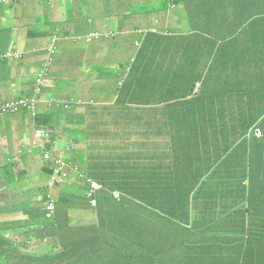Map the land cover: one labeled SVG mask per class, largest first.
<instances>
[{"label":"crops","instance_id":"crops-1","mask_svg":"<svg viewBox=\"0 0 264 264\" xmlns=\"http://www.w3.org/2000/svg\"><path fill=\"white\" fill-rule=\"evenodd\" d=\"M185 1L192 9L202 5L201 0ZM21 5H25L28 18L17 12ZM186 5L178 2L172 8L166 0H22L17 4L0 5V52L17 48L25 52L20 60H0V103L29 94L28 81L36 78L46 56L49 32L56 29L83 36L94 31L120 34L114 39L83 43L64 39L51 73L44 81L39 115L47 113L51 108L48 101L56 94L69 97L74 92L84 98V90L114 101L111 88L92 91L101 67L113 74L114 79H123L126 73L121 72L126 70V63L135 58L136 63L140 62L138 50L144 43L145 33L154 28L159 30L157 40L153 41L159 44L168 41L161 38L190 32L186 17L190 13H201L190 12ZM10 6H16V12H8ZM136 42H140L139 47ZM60 78L67 82H61ZM82 108H79L80 113ZM72 114L73 119L68 118L66 125L75 130L77 113L72 111ZM56 117L60 129L62 115L56 114ZM37 125L38 121L26 109L0 114V264H133L134 254L114 252L110 244L113 241L106 234L119 233L123 228L128 235L138 228L134 220H140L134 205L138 202L130 203V199L123 197L116 200L110 191L137 192L139 177L144 179L146 190L151 193H160V196L174 193L171 197L162 196V200L159 198L143 211L149 213L152 208H161V204L172 206L166 216L162 215L171 233L156 232L153 226L149 227L152 230L150 243L155 244V252L161 254L148 259L149 264H200L201 261L264 264V162H258L261 159L256 154L246 152L238 158L216 157L219 152L229 153L227 137L233 145L238 144L231 129L224 133L219 126L216 132L201 131L195 137L197 142L192 140V149H177L172 138L158 135L152 144L161 151L145 154L144 158L149 161L145 169L126 166L121 175H115L117 170L109 178L98 180L110 188L106 187L109 192L103 191L100 198L97 195L98 203L93 206L87 183L76 178L70 169L65 182L48 187L50 175L43 169L47 166L41 149L45 143L44 139L36 138ZM207 125L210 123L202 127ZM259 129L263 137L254 134L264 140V133ZM50 132L54 136L56 128L52 126ZM64 135L68 140L64 141L61 136L56 141L57 147L71 142V137ZM28 148L29 152L24 150ZM209 151L219 152L213 157ZM120 176L125 178L118 180ZM122 180L125 184H121ZM74 184L84 186L87 193L78 194ZM118 185H125L126 189H119ZM18 194L23 197L27 194L28 203L17 199L15 206L11 205ZM50 204L54 205L51 211L47 209ZM116 221L120 226L112 224ZM187 230L206 234V240L201 241ZM221 235L231 240L227 247H220ZM146 241L149 242L147 238ZM174 242H182L181 249H172L169 243Z\"/></svg>","mask_w":264,"mask_h":264},{"label":"trees","instance_id":"trees-1","mask_svg":"<svg viewBox=\"0 0 264 264\" xmlns=\"http://www.w3.org/2000/svg\"><path fill=\"white\" fill-rule=\"evenodd\" d=\"M20 1L22 0L17 2L7 0L6 3L0 1V5H12ZM166 1L173 6L178 2L186 5L185 0ZM200 2L202 5L196 9L186 5L190 12L197 10L201 13L199 15L190 13L186 17L190 32L177 34L173 38H161L168 41L159 44L153 42L157 40L155 35L146 37L145 40L150 42L144 40V46L139 48L137 59L140 62H135L129 70L121 72L123 75L126 73L125 78L114 79V88L110 87L111 93L115 96L114 101H103L93 94V97L84 100L85 98L79 97L78 93L74 94V92L69 97L63 95V99H58L59 94H56L55 98L52 97L48 101L51 108L47 113L38 115L37 121L40 124H48L56 128L52 140L60 138L64 133L76 143L84 140L85 145L87 144L86 148L83 149L84 146L77 150L72 148V151L74 154L76 152L77 156L83 157L80 162L85 161L89 174L96 180L103 178L105 180L117 170L115 175H121L126 166L134 165L135 169L138 167L140 170L145 169L149 163L148 159L144 158L145 154L161 151L152 144L158 135L172 138L176 142L177 149L186 147L192 149V140L197 142L195 139L197 134L203 130L216 132L219 126L224 133L232 130L239 142L233 145L227 137L229 153L209 151L211 156L214 157L219 152L216 157L222 160L224 156L238 158L245 154L242 152H246L256 154V157L261 159L258 162H264V143H262L264 140L254 134L255 128L259 127L264 133V0H201ZM52 35L58 36L55 49L53 52L46 49L42 65L47 63L53 65L64 37L72 42L76 34L56 29L49 32V36ZM144 47L146 49H143ZM64 54L65 52L62 56ZM242 63L246 64L240 68L241 65H238ZM42 65L40 70L43 68ZM237 68L242 69L243 73ZM167 72L168 74H165ZM46 73L49 76L51 70L46 69ZM150 75L155 77L150 78ZM60 81L67 82L61 78ZM28 83L29 87L31 86L29 94L19 98H32L38 88L41 89V95L44 94V82L37 85L34 78ZM94 97L99 102H95ZM36 98L40 99V96ZM16 99L0 103L1 108L3 104ZM81 107H83L82 113L76 123L81 130L70 129L68 125H65L63 130L59 129L57 117L56 125L51 122L52 116L73 115L72 111L78 113ZM22 110L25 108L20 104L17 110L11 111L18 113ZM7 113L11 112H4ZM68 118L73 119L71 116ZM74 118L77 119V114ZM208 123L210 125L202 127ZM113 140L114 142L111 143ZM53 146V141L47 145L49 149ZM208 146L211 147L206 145ZM101 147H103V155ZM51 151L54 156L63 155L55 148ZM68 151L69 148L64 149L66 155ZM63 157L72 164L70 167L67 166V170L77 172L74 169L78 166L75 162L76 157L72 160L70 158L67 160L65 155ZM138 161L141 164H138ZM247 162L246 158V165ZM45 165L47 167L43 169L49 172L51 178L53 164ZM242 169L244 171L243 166ZM134 178L138 179L136 175ZM139 182L136 185L137 192L123 193L122 196L124 199H130V203L134 200L138 202L134 205L137 207L135 211L139 214L151 208V203H156L159 198L162 200V196L174 195L173 192L164 195L162 193L161 196L160 193H151L146 190L143 178L139 177ZM112 224L115 227L120 226L117 221ZM148 225L149 221L141 222L135 232L128 235H125L127 231L123 228H120L122 231L119 233L114 231L106 234L113 241L110 244L115 249L114 252L134 254L133 264H138L140 261L141 264H149L148 259L161 255L155 252L157 246L150 243L152 230ZM187 231L199 236L201 241L206 240L204 233ZM146 238L149 240V246ZM230 241L221 235L220 247H227ZM169 244L172 245V249H181L182 246V242ZM153 264L159 263L153 262ZM200 264L206 263L201 261Z\"/></svg>","mask_w":264,"mask_h":264},{"label":"rangeland","instance_id":"rangeland-1","mask_svg":"<svg viewBox=\"0 0 264 264\" xmlns=\"http://www.w3.org/2000/svg\"><path fill=\"white\" fill-rule=\"evenodd\" d=\"M15 7L16 6H10V7H8V12H10V13H12V12H16L15 11ZM20 10H17V12L19 13V14H22L23 16L25 15L26 16V18H28V13H27V11H26V8H25V5H21L20 6V8H19ZM158 28H160L159 26H157ZM3 37H5V34L3 35ZM72 43H75V42H72ZM77 43H83V41H79V42H77ZM134 48V47H133ZM116 58H117V56H116ZM133 64H135V62H133V61H129L128 63H126V67H127V69L129 68V66H131V65H133ZM246 63H242V64H239L238 66H240V68L243 66V65H245ZM237 70H239L238 68H237ZM241 73H243V70L241 69V70H239ZM106 84V85H105ZM114 88V75L113 74H108L106 71H104V70H102V67H101V71H99L98 73H97V76H96V80L93 82V87H92V91H93V93H97V92H99V91H103V90H105V89H108V88ZM81 88H84L83 86L81 87ZM83 92H84V98L86 99V98H89V97H93V95H95V96H97L98 98H100L101 100H103V101H106V99L105 98H102V97H100L99 95H96V94H91V93H89V92H87V91H84L83 90ZM63 95L62 94H59V98L58 99H63V97H62ZM77 98H78V96H77ZM94 99V101L95 102H99V100L97 99V98H93ZM81 109V108H80ZM80 109H79V111H78V113H77V119H74V124H76L77 123V121H78V119H79V117H80V115H81V113H80ZM71 115H68V114H66V116L64 117L63 115H62V127L61 128H63L65 125H66V122L68 121V117H70ZM51 122L52 123H54V125H56V116L54 115V116H52V118H51ZM50 129H52V126L51 127H47V128H44L43 129V131H42V135L45 137V139H44V143H45V147H47V145L50 143V142H52L53 141V148H51V149H56L58 152H59V154H61V152H62V150L63 149H67V148H69V151L67 152V155H68V157L72 160V158L73 157H76V163H77V165H78V167L80 168V173L79 172H74V175H75V177L76 178H78V179H80V180H83L84 182H86L87 183V178H90L91 177V175L88 173V170H86L85 169V167L87 168V164H85V161L84 162H80V161H82V159H83V157H80V156H77L76 155V152H75V154H74V152L72 151V148H74V149H76L77 150V148H81V147H83V149L84 148H86V146H87V144L85 145V143H84V140H82L80 143H76V141H74V139L73 138H70V140H71V142L69 143V144H67V145H65V146H59V147H57V144H56V141L59 139L58 137L55 139V140H52V137L53 136H51L52 135V133L50 132ZM48 130H49V132L50 133H48ZM78 130H81V128H78ZM9 131V130H8ZM62 137H63V139H64V141H66V140H68L67 138H66V136L64 135V134H62ZM61 138V137H60ZM82 143V144H81ZM62 144H64V143H62ZM61 144V145H62ZM47 148H49V147H47ZM71 154H73V157L71 156ZM82 165H84L85 167H83ZM88 165H90V164H88ZM81 173H84V176L85 177H80V174ZM123 178H125V176H123V177H119V179L118 180H121V179H123ZM23 181H24V179H22ZM103 183V182H102ZM107 188H110L108 185H106L105 183H103ZM121 184H125V181L124 180H122L121 181ZM86 186H87V184H85ZM119 186V189H126V186L125 185H118ZM73 187H74V189H75V191L78 193V194H80V195H83V194H86L87 193V189H85V187L84 186H78L77 184H74L73 185ZM106 187H104L102 190H100V191H98L97 193H95V198L97 197V195H98V197L100 198V193H102L103 191H105V192H109V190L108 189H106ZM70 189H72L71 187H70ZM88 190H89V188H88ZM111 192V191H110ZM27 193V192H26ZM169 193H171V192H169ZM17 199H23L24 201H25V203H28V198H27V194H26V196L25 197H23L22 196V194H18L14 199H12L11 200V202H13V203H11V205H14L15 206V201L17 200ZM90 199V198H89ZM97 199V198H96ZM115 203H118V202H115ZM161 203H163L162 201H161ZM119 204V203H118ZM161 208H152V209H150V212L149 213H146V212H142L141 214H140V220L139 219H137V218H135L134 220H135V222L137 223V224H139V223H141V222H145V221H149V227H154L155 228V231L156 232H167V233H171L172 232V230L170 229V227H168V226H166L164 223H165V218L162 216V215H164V214H167V213H169V211L170 210H172V206H170V205H164V204H161ZM128 212L129 213H131L132 212V210L131 209H128ZM157 226V227H156ZM146 243L148 244V241H146ZM148 246H149V244H148Z\"/></svg>","mask_w":264,"mask_h":264},{"label":"built area","instance_id":"built-area-1","mask_svg":"<svg viewBox=\"0 0 264 264\" xmlns=\"http://www.w3.org/2000/svg\"><path fill=\"white\" fill-rule=\"evenodd\" d=\"M3 3H6L7 0H0ZM13 1H18V0H13ZM50 51L53 52L55 49V41H53L52 45H50L49 47ZM10 58H14V57H18L19 54L17 53H8L7 55H4ZM46 73V69L44 68V71ZM45 73H42L41 76L38 78V83H42L43 81V76ZM195 91H197V88L195 89ZM38 94L41 93V89L38 88L36 91ZM22 104L23 107H29V108H33L34 112L36 109V101L32 100H18V101H13V102H8L6 104H3L4 106L1 108L0 106V112H5L7 110H12L15 111L18 108V105ZM36 113V112H35ZM256 135L261 136L262 133L260 131V129H256L255 130ZM42 135V131H38V136ZM43 159L45 164H53V169L51 171V178L48 182L49 186H56L59 183H63L67 180L68 178V170H67V166H72V164L68 161H66V159L63 157V155H58V156H54L52 151H46L43 155ZM74 169L80 173V170L77 167H74ZM80 177H85L84 173L80 174ZM87 183L89 185V197H91V203L93 205H96L97 200L95 198V193H97L98 191L102 190L104 187L101 184V182H99L98 180H95L93 178H87ZM113 195L116 198H120L121 193L118 191H114ZM48 210H53L54 209V205L50 204L47 207Z\"/></svg>","mask_w":264,"mask_h":264},{"label":"clouds","instance_id":"clouds-1","mask_svg":"<svg viewBox=\"0 0 264 264\" xmlns=\"http://www.w3.org/2000/svg\"><path fill=\"white\" fill-rule=\"evenodd\" d=\"M19 1V0H18ZM14 2H17V1H14ZM169 5V7H172V8H174L175 6H173V5H171V4H168ZM159 30H157L156 28H154L153 29V31H149L150 33H151V35H155L156 36V34L157 33H159L158 32ZM149 32L148 33H145L144 35H146V37L148 36V38H149V36H150V34H149ZM118 34H120V32H106V33H101V32H96V31H94V32H90V33H87V34H85L84 36L83 35H75L74 37H73V41L72 42H75V43H77V42H79V41H83V42H91L92 40H96V39H101V38H106V39H114V37L116 38L117 36H118ZM160 34V33H159ZM146 37H145V39H146ZM57 39H58V36H56V35H52L50 38H49V43L46 45V49L47 50H49V47H50V45H52V43H53V41H55V42H57ZM64 39H65V37H64ZM144 39V40H145ZM148 41V40H147ZM136 46L137 47H139L140 46V42H136ZM8 53H17V54H19V56L18 57H14V58H10V57H7V56H4V55H7ZM24 55H25V52L23 51V50H21V49H19V48H17V49H10V50H8V51H5V52H0V60H2V61H15V60H19L20 59V57H24ZM133 62H136V58L134 59V61ZM52 66L53 65H51L50 63H47V64H45V65H42V69L40 70L39 69V71H38V73H37V76H36V81H37V85H39V84H41V83H38V78L41 76V74L42 73H45V72H43L44 71V68L45 69H48V70H51L52 69ZM130 69V66H129V68L127 69V67H126V70H129ZM125 70V71H126ZM48 78V76H47V73H45L44 74V76H43V81L42 82H44L46 79ZM36 91H37V89H36ZM36 91H34V96L32 97V98H17L16 100H14V101H18V100H29V101H32V100H35L36 101V109H35V112H34V109L33 108H29V107H24L26 110H28L30 113H31V115L33 116V118L34 119H38L39 117H38V115H39V113H40V109H39V103H41V97H42V95H41V93H37ZM37 96H40V99H37L36 97ZM10 102H13V101H10ZM67 102V101H66ZM8 103V102H7ZM49 103V102H48ZM59 103V102H58ZM57 103V104H58ZM6 104V103H5ZM7 111H9V112H11L12 113V111H10V110H7ZM6 112V111H5ZM0 114H4V112H0ZM48 126L47 125H43V124H40L39 122H38V125H37V128H36V132H35V135H36V138L37 139H39V140H42V139H45V137L43 136V135H40V136H38V131H43V129L44 128H47ZM259 129V128H258ZM50 133V132H49ZM262 136V135H261ZM41 149H42V157H43V155H44V153L46 152V151H51L52 149H49V148H46L44 145L41 147ZM24 150H27L28 152L31 150L30 148H28V149H24ZM61 154H63V155H65L66 157H67V160L69 159V157H68V155H66L65 154V152H64V149L62 150V152H61ZM43 161H44V159H43ZM45 163V162H44ZM77 168L80 170V168L77 166ZM90 178H93V179H95L94 177H90ZM96 180V179H95ZM100 182V181H99ZM102 184V183H101ZM87 185H88V183H87ZM103 185V184H102ZM103 187H105L104 185H103ZM88 188H89V185H88ZM114 191H118V192H120L121 193V195H120V198H116L114 195H113V193H114ZM111 194H112V196H113V198H115L116 200H121L122 199V196H123V193L121 192V191H119V190H113V191H111ZM88 197H89V190H88ZM90 198V200L92 199L91 197H89ZM97 200V199H96ZM97 203H98V200H97ZM97 203H96V205H97ZM92 204V203H91ZM93 205V204H92ZM96 205H93V206H96Z\"/></svg>","mask_w":264,"mask_h":264},{"label":"bare ground","instance_id":"bare-ground-1","mask_svg":"<svg viewBox=\"0 0 264 264\" xmlns=\"http://www.w3.org/2000/svg\"><path fill=\"white\" fill-rule=\"evenodd\" d=\"M258 129V128H257ZM255 130H256V128H255ZM256 134V133H255Z\"/></svg>","mask_w":264,"mask_h":264},{"label":"water","instance_id":"water-1","mask_svg":"<svg viewBox=\"0 0 264 264\" xmlns=\"http://www.w3.org/2000/svg\"><path fill=\"white\" fill-rule=\"evenodd\" d=\"M48 133H49V130H48Z\"/></svg>","mask_w":264,"mask_h":264}]
</instances>
